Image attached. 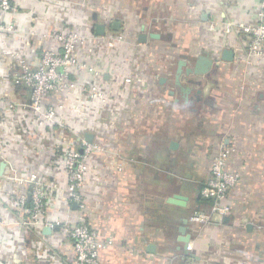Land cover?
Wrapping results in <instances>:
<instances>
[{"label": "crops", "instance_id": "obj_1", "mask_svg": "<svg viewBox=\"0 0 264 264\" xmlns=\"http://www.w3.org/2000/svg\"><path fill=\"white\" fill-rule=\"evenodd\" d=\"M13 4L17 13H0L1 21L12 20L16 27L0 44L2 73L12 66L6 48L36 67L41 48L57 47L43 34L67 27L88 39L76 53L101 70L110 99L102 104L74 96L59 112L64 127L38 126L29 110L11 111L6 105V100L28 99L29 90L0 79V264L12 253L23 264H76L62 227L24 224L30 202L22 209L18 198L29 193L31 174L59 187L47 197L44 222L72 225L85 214L92 229L112 238L113 246L100 251V264H264V63L246 67L244 41L208 29V20L222 12L242 23L252 21L258 0ZM96 26L103 27L102 34ZM107 35H121L122 41L108 46ZM225 48L233 50L231 60L222 58ZM206 53L212 67L194 76L201 83H192L185 102L175 92L177 61H195ZM62 99L53 94L45 104ZM73 132L101 148L88 161L83 212L67 202L66 175L55 153L60 145L79 148ZM221 146L228 151L226 170L239 181L222 201L229 208L222 218L211 212L205 226L188 221V251L179 239L182 219L208 211L210 201L200 202L199 190ZM174 194L186 196V206L167 202Z\"/></svg>", "mask_w": 264, "mask_h": 264}, {"label": "built area", "instance_id": "obj_2", "mask_svg": "<svg viewBox=\"0 0 264 264\" xmlns=\"http://www.w3.org/2000/svg\"><path fill=\"white\" fill-rule=\"evenodd\" d=\"M1 12L8 15L17 13L13 0H0ZM208 29L211 32L222 31L235 41L243 40L245 52L242 62L246 67L264 63V0H258L252 21L242 23L222 12L219 19L208 20ZM15 32L16 27L12 20L4 22L0 19V44H5V36L14 35ZM43 36H50L57 47L41 48L36 67H33L19 52L6 48L3 54L12 60V66L6 73L0 71V79L10 80L16 85H24L29 90V98L26 100H6L9 110L14 111L17 108L29 110L38 126L56 125L62 128L64 126L60 121L59 112L70 105L67 102L72 97L83 94L91 102L105 104L110 99V94L102 80L101 70L76 53L77 48L86 45L88 41L86 37L67 27ZM121 41V35H107L105 44L114 46ZM190 66L192 67V64ZM85 75L91 77L90 82L83 80ZM187 78L184 76L182 82L185 83ZM124 82L129 83L131 79L126 78ZM120 88L121 85H117L118 91ZM175 92L177 96L180 95L177 89ZM58 93L63 95L62 101L47 106L45 101ZM59 133L64 142L63 132L59 131ZM73 136L77 138L79 148L60 150L58 146L55 153L62 160L66 175L67 202L71 208L83 212L85 204L81 189L87 175L88 161L92 153L100 151L101 148L95 141L86 139L78 132H73ZM2 142L4 143L0 133V144ZM227 158L228 151L221 146L211 161L209 176L199 190V197L210 201L208 211L199 209L192 212L188 216L190 224L205 226L210 223L211 212L222 218L229 211L228 206L223 205L222 201L239 181V175L226 170ZM26 181L30 184V191L28 194H21L18 198V204L22 209L28 199L30 202L28 218L24 224L45 225L50 228L62 227L72 244L76 264H100V251L113 246L112 238L103 237L92 229L85 221V214L72 225L69 222H44L47 197L54 194L59 187L56 183L49 184L38 180L35 174H31ZM187 250H192L191 242L187 244ZM4 262L23 264L15 253L6 255Z\"/></svg>", "mask_w": 264, "mask_h": 264}, {"label": "water", "instance_id": "obj_3", "mask_svg": "<svg viewBox=\"0 0 264 264\" xmlns=\"http://www.w3.org/2000/svg\"><path fill=\"white\" fill-rule=\"evenodd\" d=\"M204 15L206 16V14ZM205 16H203V18ZM113 28L117 29L118 23L115 22L113 24ZM103 31L104 29L102 26H96L95 32L97 34H102ZM140 38L141 40H143L142 36H140ZM222 58L225 60H231L233 58V50L225 48L223 50ZM212 62H213L212 59L209 57L207 53L199 55L197 59L194 61L192 67L186 66V58H181L180 60L177 61V67L174 75V86L178 90V92L180 93V95L182 96L185 102L188 99L187 97L188 93L193 89L192 83H196V84L201 83V79L195 80L194 76L203 75L209 72L212 67ZM184 76L188 77L185 83L182 82ZM3 165H4L3 163L0 164L1 167H3ZM0 173H1V169H0ZM167 202L184 207L186 206L187 203V197L181 194H174L173 197H169L167 199ZM182 222L183 224L180 227L179 231L183 233L184 236H180L179 239L184 242V247L187 249V244L190 239V235L186 234V224L188 223V219L183 218ZM45 229L48 230V228Z\"/></svg>", "mask_w": 264, "mask_h": 264}, {"label": "trees", "instance_id": "obj_4", "mask_svg": "<svg viewBox=\"0 0 264 264\" xmlns=\"http://www.w3.org/2000/svg\"><path fill=\"white\" fill-rule=\"evenodd\" d=\"M57 148H58V147H57ZM59 148H60V150H62V149L65 150L64 146H62V145H60ZM203 183H204V180L201 182V187H202ZM201 187H200V188H201ZM201 201L203 202V204H204V201L206 202V200H205V199H202V198L200 199V202H201Z\"/></svg>", "mask_w": 264, "mask_h": 264}, {"label": "flooded vegetation", "instance_id": "obj_5", "mask_svg": "<svg viewBox=\"0 0 264 264\" xmlns=\"http://www.w3.org/2000/svg\"><path fill=\"white\" fill-rule=\"evenodd\" d=\"M189 63L193 65L194 61L191 60L190 58H188V59L186 58V66H190Z\"/></svg>", "mask_w": 264, "mask_h": 264}, {"label": "rangeland", "instance_id": "obj_6", "mask_svg": "<svg viewBox=\"0 0 264 264\" xmlns=\"http://www.w3.org/2000/svg\"><path fill=\"white\" fill-rule=\"evenodd\" d=\"M174 67V66H173ZM173 67H172V70H173Z\"/></svg>", "mask_w": 264, "mask_h": 264}]
</instances>
